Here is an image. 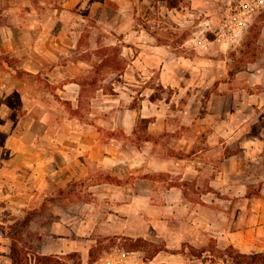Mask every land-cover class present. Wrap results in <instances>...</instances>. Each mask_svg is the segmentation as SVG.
<instances>
[{"label": "rangeland", "instance_id": "1", "mask_svg": "<svg viewBox=\"0 0 264 264\" xmlns=\"http://www.w3.org/2000/svg\"><path fill=\"white\" fill-rule=\"evenodd\" d=\"M190 5L183 4L181 11H188ZM172 12L160 0H0V222L12 223L30 216L32 233L22 235V243L37 248L40 243L49 242L46 252L67 264H77V260L85 264L84 260H88L83 252L97 240L87 241L86 237L99 236L105 244L109 243L105 236L112 233L100 231V226L106 225L102 224L103 219H107L101 209L108 206L109 196L105 194L113 190L98 185L104 182L105 173L98 165L100 159L91 154L89 144L95 138L110 143L114 136L121 140L129 137L123 129L110 128L113 123L108 119L128 104L127 89L123 87L129 80L125 69L138 52L137 45L127 48L126 42L121 41L126 33H136V29L148 31L143 26L148 23L162 38L160 43L170 44L181 54L192 52L182 44L192 34L193 25H180ZM166 13L177 22V27ZM256 16L264 19V12ZM259 32L260 26L254 27L242 46L230 49L231 72L256 58ZM162 67L161 61L150 63L149 69L155 73H144L135 87L163 100L162 108L173 131H166L160 140L164 145L183 146L192 143L195 133L199 134L195 144L200 146L201 137L215 131L216 126L214 122H201L182 128L177 123L179 110L198 92L193 86L183 90L162 83L158 79ZM170 76L173 80L179 73L171 69ZM70 82L83 84L81 96L71 100L77 112L69 107L62 91ZM72 87L74 98L78 86ZM121 88L123 91H119ZM139 92L135 93L134 106L139 105ZM208 93L204 90L203 97L209 98ZM112 98L117 101H107ZM206 111L207 103L198 114L202 116ZM101 116L106 120L97 119ZM150 120L139 119L138 138L148 136ZM97 129H102L99 137ZM245 129L261 132L264 118L248 123ZM225 140L214 138V146H226L222 153L215 152V158L241 149L240 139H232L229 144ZM198 180L193 178L187 184L190 196L196 200L210 187L198 184ZM246 181L245 185L226 181V192L219 189L216 193L221 198L218 206L228 212L231 221L244 213L249 227L255 207L261 211L259 223H264V183ZM227 190L247 197L229 201L227 198L232 196ZM96 224L100 229L94 231ZM81 237L85 240L81 249L64 253L67 245L72 247ZM10 243V238L0 236L1 259ZM123 251L127 249L113 246L101 257L114 260ZM222 257L233 263L230 256L214 252V259ZM139 264H149V260Z\"/></svg>", "mask_w": 264, "mask_h": 264}, {"label": "crops", "instance_id": "2", "mask_svg": "<svg viewBox=\"0 0 264 264\" xmlns=\"http://www.w3.org/2000/svg\"><path fill=\"white\" fill-rule=\"evenodd\" d=\"M247 2H253L256 9L245 11ZM190 3L188 11L171 10L180 25H193L192 34L182 44V47L191 49L190 55L178 53L168 43H160L145 29H136V33L123 36L121 41L126 42V47L137 45L138 53L125 69L129 80L123 87L127 89L128 104L119 114L113 113L108 119L113 123L109 124L110 128L123 129L129 137L121 140L111 135L114 137L110 143L95 138L89 144L93 157L100 159L98 165L103 167L102 173L125 179L122 183L102 180L104 182L98 184L110 186L113 192L105 194L109 196L108 206L101 209L102 215L107 217L102 224L106 225L100 229L96 224L94 231L100 229L103 233L142 236L165 244L164 249L149 259L143 256V251H124L131 264H139L141 260H149V264H229V260L223 257L214 259L210 250L202 256L189 250L190 246L207 248L213 240L222 249L234 246L242 252L264 250V223H259L258 219L260 208H253V222L251 219L247 227L243 212L241 218L231 221L228 212L218 206L217 201L221 198L216 193L219 189L226 192L223 187L226 181L237 185H245L246 179L251 183H264V175H260L264 171H258L264 170V129L258 133L246 132L245 129L248 123L264 118V19L256 16V13L264 12V0H190ZM257 26H260V32L256 58L231 75L230 49L242 46ZM154 61L163 63L158 72L162 83L183 90L191 86L197 89L198 94L189 98L185 107L179 110L181 114L176 122L182 128L214 122L215 131L202 136L200 146L195 144L199 138L195 133L191 136L192 143L183 146L161 142L160 137L166 131H173L168 114L162 108L163 100L155 102L146 89L139 92L135 88L144 73H155L149 69V64ZM171 69L179 73L173 80L169 77ZM72 84L78 86L74 98L71 97ZM82 87V83L70 82L63 86L62 91L67 95L66 99L72 100L81 96ZM114 89L118 90L117 87ZM204 90L209 91V98L203 97ZM137 92L140 93V102L134 106L132 102ZM113 95L121 96V93ZM107 101L115 102L117 98ZM206 103L207 111L201 116L198 111ZM144 118L152 119L148 126L149 134L138 138L137 124ZM97 119L106 120L105 116ZM100 130L97 129L98 137ZM216 136L227 138V144L232 139H240L241 149L215 158L216 151L222 153L226 149L223 144L213 145ZM113 153L116 155H111ZM197 177L198 184L210 186L201 192L200 200L192 198L187 187L189 180ZM229 195L232 196L227 198L229 201L235 197H247V194ZM86 238L87 241L95 240L93 236ZM84 242L83 237L77 239L72 247L67 245L69 248L64 253L70 249H81ZM44 243L41 246L43 253L52 254L45 250L49 242ZM91 246L83 252L88 259ZM3 259L0 258V264H12L6 254ZM106 259L109 260L101 257L97 264ZM87 262L84 260L85 264Z\"/></svg>", "mask_w": 264, "mask_h": 264}, {"label": "trees", "instance_id": "3", "mask_svg": "<svg viewBox=\"0 0 264 264\" xmlns=\"http://www.w3.org/2000/svg\"><path fill=\"white\" fill-rule=\"evenodd\" d=\"M168 9H178L183 8V4H188L190 0H160ZM174 26H178L177 22L171 17L169 13H166ZM151 34L157 37L159 42H162V38L158 36L157 31L153 29L154 25L145 23L143 25ZM234 74L233 72H230ZM83 85V84H82ZM82 94V92H81ZM155 102L160 101V98L151 97ZM69 107L75 112L78 110L73 108L71 100H66ZM103 179L122 183L125 179L120 178L113 174H104ZM31 217L26 219H19L12 223H2L0 222V236H6L10 238L11 243L9 250L6 253L7 256L12 260V264H67L55 254L43 253L40 248L43 243H40L37 248L29 245V243H22V235L32 233L31 228ZM109 239V243H104L100 237H95L97 242L92 244L89 253V259L86 264H96V262L101 258L104 252L110 251L113 246L123 247L127 251H143L145 253V258L149 259L154 257L159 251L165 248V244L162 241H153L145 237H132L124 234L112 233L105 236ZM190 252L202 256L206 250H210L214 255L216 253H224L232 258L233 264H264V250L263 251H252V252H242L235 248L234 246H229L225 249L219 248L217 243L213 240L209 243L207 248H197L190 246ZM70 255V254H69ZM75 263L83 264L82 260H77Z\"/></svg>", "mask_w": 264, "mask_h": 264}, {"label": "built area", "instance_id": "4", "mask_svg": "<svg viewBox=\"0 0 264 264\" xmlns=\"http://www.w3.org/2000/svg\"><path fill=\"white\" fill-rule=\"evenodd\" d=\"M244 9L247 12L254 11L256 9V5L252 3H246L244 5ZM101 264H131L130 261L127 259V253L126 252H121V256H118L117 258H114V260L109 259L103 261Z\"/></svg>", "mask_w": 264, "mask_h": 264}]
</instances>
